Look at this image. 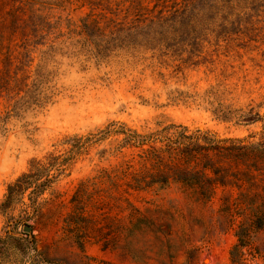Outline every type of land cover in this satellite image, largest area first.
<instances>
[{
	"label": "rangeland",
	"instance_id": "obj_1",
	"mask_svg": "<svg viewBox=\"0 0 264 264\" xmlns=\"http://www.w3.org/2000/svg\"><path fill=\"white\" fill-rule=\"evenodd\" d=\"M91 5L0 0V70L21 91L0 131V264H264L247 185L129 187L142 148L116 131L264 143V0L206 24H89ZM48 156L64 171L7 201Z\"/></svg>",
	"mask_w": 264,
	"mask_h": 264
},
{
	"label": "trees",
	"instance_id": "obj_2",
	"mask_svg": "<svg viewBox=\"0 0 264 264\" xmlns=\"http://www.w3.org/2000/svg\"><path fill=\"white\" fill-rule=\"evenodd\" d=\"M243 1L88 0L92 3L88 16L89 24H206L211 16L224 20L229 11L241 6ZM150 3H153L151 7ZM17 80L9 72L0 70V100L6 101L0 112V131H4L5 119L13 109L9 102L18 100L17 95L21 92H14ZM116 131L124 135L122 145L142 148L138 156L142 168L131 174L133 183H129V187L144 189L159 185L166 188L171 181L188 187L198 186L202 190L214 184L237 188L247 185V191L252 192L242 196H250L252 204L261 200V206H264V169L257 167L259 159H264V143L244 144L243 139L217 140L209 132H189L182 126L167 127L149 135L123 128ZM145 145L148 147L143 149ZM73 152L71 149L69 155ZM67 159L48 156L42 163L35 162L33 173L23 174L14 185L8 186L7 201L27 189H31V194L39 195L64 171ZM249 161H253L252 164H248Z\"/></svg>",
	"mask_w": 264,
	"mask_h": 264
},
{
	"label": "water",
	"instance_id": "obj_3",
	"mask_svg": "<svg viewBox=\"0 0 264 264\" xmlns=\"http://www.w3.org/2000/svg\"><path fill=\"white\" fill-rule=\"evenodd\" d=\"M24 229H25V230H29V227H25Z\"/></svg>",
	"mask_w": 264,
	"mask_h": 264
}]
</instances>
